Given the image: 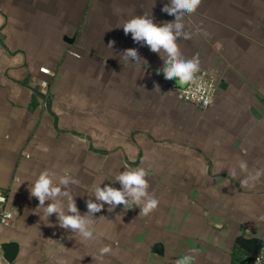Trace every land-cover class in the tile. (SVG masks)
Here are the masks:
<instances>
[{
  "label": "crops",
  "instance_id": "crops-1",
  "mask_svg": "<svg viewBox=\"0 0 264 264\" xmlns=\"http://www.w3.org/2000/svg\"><path fill=\"white\" fill-rule=\"evenodd\" d=\"M167 3L0 0V192L14 214L0 224V264H251L243 240L264 241V177L240 181L264 169V0H202L184 17L183 56L218 79L208 108L181 100L169 87L177 80L157 74L160 56L123 32L145 13L173 21ZM128 48L145 61H124ZM125 166L148 170L159 205L148 216L105 205L92 241L43 218L30 195L40 172L68 169L84 214L94 186L121 187ZM5 242L18 244L11 261ZM104 245L112 253L93 259Z\"/></svg>",
  "mask_w": 264,
  "mask_h": 264
},
{
  "label": "clouds",
  "instance_id": "clouds-1",
  "mask_svg": "<svg viewBox=\"0 0 264 264\" xmlns=\"http://www.w3.org/2000/svg\"><path fill=\"white\" fill-rule=\"evenodd\" d=\"M202 0H169L162 11L170 16H174L173 21H165L162 24L154 22V18L145 13L143 15L133 16L126 20L123 25L125 35L131 34L133 41L141 46H148L150 51L157 53L163 60V66L157 70V74L163 73L166 80L176 78L181 86L186 84H196L197 74L201 71V65L198 55L191 58H185L177 43L179 39H191L192 33L185 30L184 17L195 14ZM115 41H109L108 47L114 45ZM124 61H131L139 64L145 61L136 48H128L122 52ZM154 90H160L159 85H155ZM239 169L248 173V164L246 161L239 162ZM236 176L233 169L230 173ZM148 170L143 167L130 168L124 167L123 171L115 177L114 181L119 182L120 188L105 184L94 186L92 196L86 201L87 212L81 214L77 207L74 196L71 192V186L79 183L69 172L63 170V174L56 178V173L44 170L29 185L30 195L35 197L39 204L37 209H42L43 218L49 219L53 214L56 215L60 228L70 230L79 235L85 241L95 240V228L93 227L94 214L101 212L105 205H108L107 211L113 212L119 205L124 209L138 207L139 215L148 216L159 205V200L149 193ZM264 177V169H257L240 181L243 186L254 184ZM2 200V197H0ZM50 203L45 206V202ZM111 245H104L99 248L97 257L93 259L102 260L107 254L112 253ZM196 250L194 249L193 252ZM193 257L188 256L178 260L177 264H188ZM58 264H65V261L59 260Z\"/></svg>",
  "mask_w": 264,
  "mask_h": 264
},
{
  "label": "built area",
  "instance_id": "built-area-1",
  "mask_svg": "<svg viewBox=\"0 0 264 264\" xmlns=\"http://www.w3.org/2000/svg\"><path fill=\"white\" fill-rule=\"evenodd\" d=\"M73 53L79 56L77 52ZM41 72L51 74V70L46 67H42ZM41 85L47 88L49 82L44 80ZM169 87L176 90L181 100L201 108H208L214 103L218 90V79L207 68L201 66V71L197 74L196 84L190 83L179 86L174 82H170ZM0 197H2V200H0V224L9 225L13 221L14 214L4 206L7 201L6 194L0 192ZM251 264H264V248L255 255Z\"/></svg>",
  "mask_w": 264,
  "mask_h": 264
},
{
  "label": "water",
  "instance_id": "water-1",
  "mask_svg": "<svg viewBox=\"0 0 264 264\" xmlns=\"http://www.w3.org/2000/svg\"><path fill=\"white\" fill-rule=\"evenodd\" d=\"M2 247L7 258L11 261L18 251V244L15 242H5L2 244ZM243 247L247 250L251 257H255V255L264 248V241L259 239L243 240Z\"/></svg>",
  "mask_w": 264,
  "mask_h": 264
}]
</instances>
